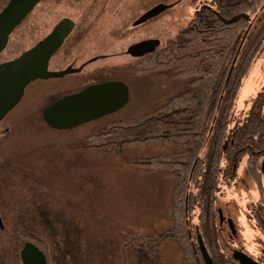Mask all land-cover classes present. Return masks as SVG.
Listing matches in <instances>:
<instances>
[{"label":"trees","instance_id":"trees-1","mask_svg":"<svg viewBox=\"0 0 264 264\" xmlns=\"http://www.w3.org/2000/svg\"><path fill=\"white\" fill-rule=\"evenodd\" d=\"M240 14L250 19L235 24L238 37L229 41L222 34L225 25L220 17ZM263 49L264 0H213L196 9L178 37L168 42L167 51L142 64L143 74L183 84L160 105L73 139V130H53L43 121L51 100L38 112L51 131L70 138L63 147L42 140L41 151L53 153L57 145L78 167L105 169L117 163L133 167L138 174L153 171L168 178L167 227L156 232L137 223L124 226L123 233L110 240L115 264H205L199 236L216 264L229 256L216 193L221 187L248 181L258 182L264 197L258 167L264 159V88L243 117L235 115L244 77ZM242 163L243 175L236 173ZM32 176L25 172L22 186L11 184L8 198L0 197L4 214L0 258L5 264H22L20 252L29 242L45 254L48 264H83L73 249L65 250L67 238L58 233L63 225H70L71 213L64 209L71 200L42 171ZM106 219L113 222L111 227L117 226L113 216Z\"/></svg>","mask_w":264,"mask_h":264},{"label":"rangeland","instance_id":"rangeland-1","mask_svg":"<svg viewBox=\"0 0 264 264\" xmlns=\"http://www.w3.org/2000/svg\"><path fill=\"white\" fill-rule=\"evenodd\" d=\"M76 1L84 3L79 4ZM211 1L213 0H47L40 4L12 35L6 51L0 56V63L15 59L30 49L45 38L61 19L71 18L75 21L82 17L83 7L96 5L106 9L100 15L93 32L98 35L97 41L105 43V53L121 54L139 38V33L131 28V22L145 10L161 4H175L171 9L159 14V17H154L151 22L152 37H160L165 46L171 38L180 34L196 9L210 4ZM7 2L8 0H0V10ZM238 31L239 27L235 25L222 28L224 37L232 42L236 41ZM92 57L91 54L87 55L84 61ZM129 60L128 56L123 55L100 60L96 66H122L128 64ZM66 64V60H62L57 68L65 67ZM51 69H54L53 63ZM79 78L80 76L69 75L64 79L31 83L26 88L21 102L0 123V197L8 198L11 194L8 190L11 184L22 186L25 172L33 175V178L38 170L42 171L47 181L60 186L64 195L71 200L68 210L64 209L67 215L71 213L70 225L65 224L58 231L63 240L67 238L65 250L69 252L73 249L74 255L83 259V264H115L114 245L110 240L115 233L122 234L124 226L137 223L140 224L138 226L153 227L156 232L167 227L170 184L168 178L165 179L159 172L147 171L145 174H138L136 170L131 169L133 167L126 169L117 163L114 167L105 169L78 167L70 154L62 153L59 146L63 147L70 140L69 136L51 131L42 122L38 112L59 93L81 84L82 80ZM158 86L160 87L149 75L136 80L131 84V98L124 108L77 127L70 135L71 138L92 133L110 121L131 120L146 109L160 105L158 103L170 95L165 94ZM263 88L264 53H261L244 77L236 100L235 115L243 117L252 100ZM139 96L143 98L140 99ZM6 130H9L8 133ZM42 140L57 142L59 146L53 145L56 154L41 151ZM34 163L40 169H36ZM240 173L244 174L243 166ZM257 195L254 194L253 200ZM252 196V185L249 189L245 186L232 187L225 191L221 202H218L224 212H229L236 222V240L244 243L247 240L245 249L251 253L255 252L254 240L258 237L257 230L246 215V202L252 199ZM63 207L62 203L61 208ZM0 214L3 219V212L0 211ZM112 216L115 218L116 227H111L113 222L106 219ZM142 227L137 229H144ZM225 235L229 233L226 232ZM5 263L0 258V264ZM60 264L65 263L61 261Z\"/></svg>","mask_w":264,"mask_h":264},{"label":"water","instance_id":"water-1","mask_svg":"<svg viewBox=\"0 0 264 264\" xmlns=\"http://www.w3.org/2000/svg\"><path fill=\"white\" fill-rule=\"evenodd\" d=\"M44 0H9L0 12V55L9 44L12 33ZM169 5H158L143 15L135 25L152 19ZM240 19L249 20L247 14L235 16L229 20H220L231 25ZM69 19L61 20L53 31L33 48L14 60L0 63V122L21 102L26 88L39 80L60 79L80 69L68 68L64 71L49 70L50 60L60 49L73 29ZM160 42L150 40L131 46L127 54L141 57L152 53ZM129 101V91L122 82L111 81L95 84L86 89L55 101L43 111L44 122L53 130H73L83 124L99 120L123 108ZM222 217V214H220ZM0 228L3 221L0 216ZM199 248L206 264H214L199 237ZM244 257V255L242 256ZM22 264H47L45 254L34 244L27 242L20 252Z\"/></svg>","mask_w":264,"mask_h":264},{"label":"flooded vegetation","instance_id":"flooded-vegetation-1","mask_svg":"<svg viewBox=\"0 0 264 264\" xmlns=\"http://www.w3.org/2000/svg\"><path fill=\"white\" fill-rule=\"evenodd\" d=\"M76 3L80 4L84 2L76 1ZM174 3L176 4L178 3V1ZM152 8L145 10L142 14L138 15V17H136L131 22V28L134 29V32L139 33V38L136 41H134L127 48V50L131 46L144 41L158 40L160 42V45L152 53H147L141 57H137V56L133 57L131 55H128L127 50L121 52V54L105 53V47H104L105 43L103 41L101 42L97 41L98 35L93 32V28L97 23L98 19L100 18V15L106 9L99 8L96 5H90L87 7H83L84 14L82 17L78 18L77 20L74 21L71 18H66L69 19L74 26L71 33L65 39L60 49L51 58L49 70L59 72V71H64L68 68H72L76 70L81 68V71H79L78 73H73L69 75L80 76L79 80H82V83L68 90H64V92L62 93H59V95L53 98L50 101V103L60 100L66 96L78 93L91 85L100 84L104 82H111V81L124 83L128 88L129 99H130L131 84L135 83L136 80H139L140 78L149 75L140 72L142 69V64L144 62L150 61L153 58V56L159 53L160 51L165 52L168 49V42L165 44V46H163L162 44L163 41L160 37L158 36L152 37L153 26H151L152 25L151 22L155 18L149 19L148 21L142 24L135 25V23L143 15L148 13ZM177 37L171 38V40L176 39ZM261 53H264V49L261 50L259 54ZM90 54L93 55V57L84 61L85 56ZM123 55L128 56L130 59L128 64L126 65L107 67L103 64L100 67L96 66L97 64L100 63L99 62L100 60H108ZM58 56H62V57L59 58ZM62 60H66L67 62L66 66L62 68H57L61 64ZM52 63L54 67L53 70L51 69ZM67 76L63 77L62 79L66 78ZM149 76L153 77V80H155L156 83L160 85L161 88L158 86L160 90L162 89V91H165V94L173 95L183 88V84L180 81L179 82L160 81L157 79V77L152 76V74H150ZM172 85H174L175 87H171ZM139 97L140 99L143 98V96H139ZM8 131L9 130H6V132ZM243 163L240 165L236 173L240 172L242 166H245ZM258 167H259V172L261 174V180L264 184V159H262L259 162ZM250 185L253 186V196L252 199H248V201L246 202V206L248 208L246 209V215L248 216L250 222L252 223L253 228L258 232V237H256V239L254 240L256 242L254 245L255 252L251 253L245 249L247 245V240L245 239V237H244V239L246 240L245 243L236 240V237L238 235L236 222L234 221V219L232 218L229 212L227 213L224 212V209L220 204L219 211L225 217L219 218V223L222 226L223 231L229 233V235H225V237H227V241H226L227 242L226 246L228 247L227 253L230 251V255H231L230 256L228 253L229 256L224 257L225 260L221 264H264V197L262 198L261 196V191L258 182L251 183L245 181L241 185L238 182H236L234 183L233 186L221 187L218 193H216V196H219L221 199L225 195V191L227 189H231L232 187L240 188L242 186H245L247 189H249ZM255 193H257L258 195L257 198L253 200ZM220 199L218 200L219 202H221ZM236 243L238 245H236ZM243 255L244 257H242ZM231 257L236 261L231 260L230 259ZM212 261L214 262V264H216L214 257L212 258Z\"/></svg>","mask_w":264,"mask_h":264}]
</instances>
